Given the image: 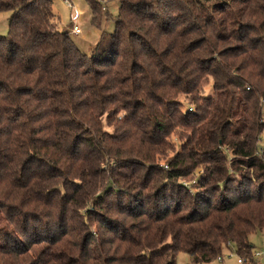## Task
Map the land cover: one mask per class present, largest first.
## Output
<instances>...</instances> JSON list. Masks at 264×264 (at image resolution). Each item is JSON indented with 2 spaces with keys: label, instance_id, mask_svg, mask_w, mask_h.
<instances>
[{
  "label": "trees",
  "instance_id": "obj_1",
  "mask_svg": "<svg viewBox=\"0 0 264 264\" xmlns=\"http://www.w3.org/2000/svg\"><path fill=\"white\" fill-rule=\"evenodd\" d=\"M87 1L101 29L102 1ZM2 12L12 15L0 35V205L15 226L40 208L48 227L0 233V264H176L180 253L211 264L232 247L256 264L264 0H119L114 32L90 55L58 29L53 0H0ZM180 95L194 105L183 111ZM177 128L190 133L184 153L150 166ZM196 172L220 201L179 183ZM64 181L72 195L56 190Z\"/></svg>",
  "mask_w": 264,
  "mask_h": 264
},
{
  "label": "rangeland",
  "instance_id": "obj_2",
  "mask_svg": "<svg viewBox=\"0 0 264 264\" xmlns=\"http://www.w3.org/2000/svg\"><path fill=\"white\" fill-rule=\"evenodd\" d=\"M102 1V9L100 11V14L102 16V27L101 29L97 28L92 24V11L89 6V3L87 0H53V10L58 18V29L60 31H69L71 37L77 44V46L81 49L83 53L91 54L92 49L95 47L97 42L99 41V38L102 34V32L106 33H113L115 30L114 21L111 19V16H113V19L118 15L119 13V0H101ZM74 10L79 11V13L82 15L81 20L79 21V26L81 27L82 34L81 35H73L71 32L72 29V22H71V14ZM10 12H2L0 13V35H8L9 32V19L11 17ZM100 16V15H99ZM109 18V19H108ZM56 24V27H57ZM214 94L212 83H210L209 86L206 87V89L202 92V96H210ZM175 101L180 102L181 108L183 111L189 109L191 105L194 104L191 98L180 95L175 99ZM198 103V102H197ZM123 117V113L120 114V117L116 119L119 121L120 118ZM262 122L264 124V118L262 119ZM104 126L105 130L108 131L111 134H115V124L111 126L109 122H106L104 119ZM118 134V131L114 136ZM189 131L184 128H177L172 132L171 135L167 138V145L164 147L161 146V148H158L156 151V154L154 153V159L151 162L152 164H149L150 166L161 168L163 167L165 170L168 168L167 164L170 161H173L175 157L178 155H181L184 153L183 151V145L185 143L186 136H189ZM186 135V136H185ZM260 148H264V134H262L261 141L259 143ZM130 162L138 163L140 164V160L135 157L128 158ZM143 167H141L142 175L145 177H148L149 174H151L145 167V163L141 162ZM107 164V163H106ZM199 176V172L195 173L194 175L190 176L189 179H180L179 183L182 185H186L189 187L190 191H194V193L198 192L199 195L202 197H207L210 194H213L215 197V201H220L221 197L223 195H220L219 193L215 192L214 190H208L201 192V189L198 187L197 184V178ZM163 180H160L158 184L155 186L158 190L162 191L164 186ZM191 187V188H190ZM74 185L70 183L69 181H64L62 183H59L56 185V190L58 192H63L64 197L72 195V192L74 191ZM152 193V192H151ZM150 193V194H151ZM159 194V193H158ZM21 198V197H20ZM4 203V202H2ZM18 210H21L23 207L20 206L18 202H13ZM12 206V205H10ZM150 209V208H149ZM25 213L29 216H26V218L23 221V225L15 226L14 224L10 223L8 219H10L9 214H11V209L9 210V213L0 205V233L6 230H12L15 234H18L19 231H23L24 228L30 229V231L34 232L35 230L41 228L46 229L48 227V217L45 215H41L40 208H34L31 207L29 212ZM186 213V211L184 212ZM33 215V217L38 218L39 221H30V215ZM97 217L96 215H91L90 218L87 221L88 226L96 231L98 229V224L95 222ZM131 221V220H130ZM26 226V227H25ZM251 242L255 245L254 251H262L264 246V230L261 233H256L250 236ZM1 242V241H0ZM24 242V241H23ZM25 243V242H24ZM6 245L14 246L12 242L7 241ZM44 247V245H38L36 246L37 249H40ZM224 257V264H238L239 256L236 252V250L232 247L229 250H224V252L221 254ZM30 256H32V253H30ZM221 256V257H222ZM9 259V257H7ZM22 260V264H24L23 259L24 257L20 258ZM11 264H16L15 259L11 258ZM176 264H191L190 258L185 253H180L178 255V260ZM211 264H220L218 261H214ZM256 264H264V257L257 258Z\"/></svg>",
  "mask_w": 264,
  "mask_h": 264
},
{
  "label": "built area",
  "instance_id": "obj_3",
  "mask_svg": "<svg viewBox=\"0 0 264 264\" xmlns=\"http://www.w3.org/2000/svg\"><path fill=\"white\" fill-rule=\"evenodd\" d=\"M81 17H82V15L77 10H74L73 13L71 14V22H72L71 32L73 35L78 36V35L82 34L81 27L79 26V21H80ZM263 249H264V246H263ZM255 257H257V258L264 257V250L255 252ZM218 262L220 264H224V258L219 257ZM237 262H238V264H244L245 263V261L240 259V258L238 259Z\"/></svg>",
  "mask_w": 264,
  "mask_h": 264
},
{
  "label": "crops",
  "instance_id": "obj_4",
  "mask_svg": "<svg viewBox=\"0 0 264 264\" xmlns=\"http://www.w3.org/2000/svg\"><path fill=\"white\" fill-rule=\"evenodd\" d=\"M82 18V17H81ZM81 20V19H80Z\"/></svg>",
  "mask_w": 264,
  "mask_h": 264
}]
</instances>
